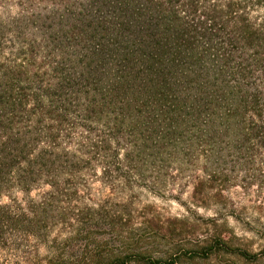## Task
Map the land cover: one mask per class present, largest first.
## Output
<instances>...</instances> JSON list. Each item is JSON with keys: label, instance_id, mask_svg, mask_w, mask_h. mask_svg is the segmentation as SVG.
I'll return each instance as SVG.
<instances>
[{"label": "rangeland", "instance_id": "374dc122", "mask_svg": "<svg viewBox=\"0 0 264 264\" xmlns=\"http://www.w3.org/2000/svg\"><path fill=\"white\" fill-rule=\"evenodd\" d=\"M198 1L200 10L232 4L237 13L232 18L245 24L247 35L264 36V0ZM107 4L112 0H0V87L19 80L14 86L30 100L39 98L16 116L4 114L6 128L15 136L34 131L56 140L58 154L75 172L71 179L70 171L64 176L71 194L77 193L71 204L78 202L81 209L104 206L136 224L152 220L184 234L217 232L254 253L264 252V141H248L244 123L193 121L186 112L169 124L143 105L117 104L110 50L118 47L112 40L120 32L110 25V38H103L101 9ZM181 14L185 22L193 21ZM257 41L259 46L249 45L245 53L247 86L260 92L264 110V40ZM119 116L138 131L113 130ZM260 126L264 130V114ZM48 190L45 185L29 194L15 189L0 201L26 206ZM75 215L69 213L65 226L53 224L54 230L70 232ZM9 240L0 264H25L36 242ZM39 254L47 252L41 247Z\"/></svg>", "mask_w": 264, "mask_h": 264}, {"label": "trees", "instance_id": "16d2710c", "mask_svg": "<svg viewBox=\"0 0 264 264\" xmlns=\"http://www.w3.org/2000/svg\"><path fill=\"white\" fill-rule=\"evenodd\" d=\"M199 2L112 0L101 9L103 38H110V25L120 32L112 40L118 47L110 50L113 97L123 107L143 105L158 112L163 123L186 115L193 121L221 118L228 126L244 123L246 139L263 142L262 95L248 89L245 53L249 45L256 49L264 36L258 31L247 35L245 24L232 18L237 15L232 4L200 10ZM182 12L193 21L185 22ZM16 82L7 80L0 87V199L15 189L29 194L45 185L49 190L41 201L26 206L0 201V252L18 237L36 242L25 264H264V252H252L234 237L184 234L152 220L136 224L104 206L90 210L71 204L77 193L71 194L64 176L70 171L71 179L75 172L58 154L56 140L34 136V131L15 136L5 126L4 114L16 116L28 101H39L30 100ZM123 128L138 131L119 116L112 129ZM94 148L98 151L100 143ZM71 212L76 213V226L67 233L54 230L55 223L66 225ZM145 231L150 236L141 233ZM41 247L46 256L39 254Z\"/></svg>", "mask_w": 264, "mask_h": 264}]
</instances>
